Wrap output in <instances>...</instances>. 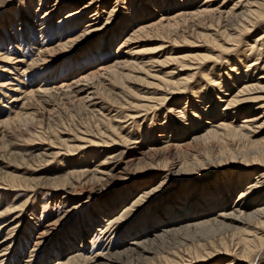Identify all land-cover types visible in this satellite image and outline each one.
I'll return each mask as SVG.
<instances>
[{
	"label": "bare ground",
	"instance_id": "bare-ground-1",
	"mask_svg": "<svg viewBox=\"0 0 264 264\" xmlns=\"http://www.w3.org/2000/svg\"><path fill=\"white\" fill-rule=\"evenodd\" d=\"M228 1L223 0L225 5L204 12L196 32L189 33L190 28H183V38L194 39H184L188 44L185 54L160 62L151 59L137 62L135 58L128 67L114 60L109 78L104 80L119 84L121 89L117 93L105 88L104 82H87L88 79H76L74 85L67 81L61 84L68 90L59 91L60 96L74 99L84 95L77 99L85 121L93 126L90 134L71 130V137L54 136L57 142L33 134L37 136L35 139H48L59 147L49 152V149L20 150L12 139H7L11 137H7L6 129L0 131V138L7 139L5 149L0 152V188L31 190L39 184L46 185L56 194L54 202L63 208L62 215L42 221L46 206L42 205L37 217L30 214V209L29 214L24 213L26 196L22 195L24 199L14 206L2 204L13 193L3 194V200L0 193V219L12 212L11 217L0 222V264L6 258H10L7 264H264V0H231L230 7ZM149 4L154 10L155 2ZM126 10L129 16L138 13L137 7ZM10 15L15 16V11L11 10ZM131 24L133 18L123 27L127 29ZM67 27L69 32L74 23H68ZM2 29L0 34L8 30L4 26ZM25 32L29 44L36 45L31 33L27 29ZM42 33L38 36L46 37ZM169 38L171 43L176 42V36ZM114 42L115 39L109 43ZM17 45L22 47L23 57L27 50L19 41ZM37 45L41 48L43 40ZM3 55L6 60L11 59L9 54ZM39 60L43 58L37 52L29 65L22 64V73L18 75L22 80L18 84L6 83L9 93H3L6 103L0 102L1 128L42 122V111L38 110L41 105L29 108L26 92L35 96L37 102L49 105L57 95L52 89L57 88L51 87L55 82H51L52 76L48 82H39L35 90L31 89L35 78L30 84L25 83L27 69ZM169 62L173 65L169 70L152 71L154 65ZM64 71L65 68H58L54 79L64 76ZM155 71L162 75L158 77V87L165 92L146 100L153 104L127 102V97L137 93L134 83L151 84L147 78ZM130 81L134 88L128 85ZM166 94L177 96L180 101L176 99L166 107L159 127L151 121L146 131L138 133L137 127L143 124H135L136 117L121 115V120L133 119L126 125L130 131L119 136L121 128L113 123L115 115L110 114L112 103L126 109L154 110L166 101ZM181 100L185 102L180 109L172 107ZM47 120L43 119L44 128L49 127ZM154 129L158 133L152 134L150 140L148 131ZM222 135L236 141L234 150L216 151L208 156L193 148L194 144L210 142ZM85 145L100 149L92 150L80 166L81 159L77 157L63 165L59 174L50 172L30 178L17 171H35L34 168L56 160L59 155H72ZM99 152L102 154L97 158ZM9 168L15 173H8ZM148 174L152 176L144 180L147 178L142 177ZM80 185H90L96 195H92L93 200L91 196L83 203L81 197L73 200L76 193L78 196L83 193ZM111 191L113 196L109 198ZM59 192L62 195L58 198ZM90 202L91 213L88 211L86 217L80 214L78 218L76 212ZM151 206L154 213L146 219ZM67 219L77 221V229L73 227L71 238L58 239L56 248L54 235L58 226L67 225Z\"/></svg>",
	"mask_w": 264,
	"mask_h": 264
},
{
	"label": "rangeland",
	"instance_id": "rangeland-1",
	"mask_svg": "<svg viewBox=\"0 0 264 264\" xmlns=\"http://www.w3.org/2000/svg\"><path fill=\"white\" fill-rule=\"evenodd\" d=\"M31 1L32 2L30 3L29 0H0V33H2L3 26L8 28L7 31L5 30L4 34H0V39H3V41L1 40L0 42V102L6 103L4 100L5 97L3 95L4 92L9 93L7 92L8 85L6 83H9V85L12 83L18 84V82L22 80L18 79V75L20 76V73H22V64L25 63L29 65V62H31L30 60L36 58L37 52L42 56L43 60H39L35 64L30 65V67L27 69L28 75L25 77V83L28 82L27 84H30L31 79L35 78L32 84V86H35L31 88L35 90L40 83L42 84L43 82H48V80H50L52 76L53 80L51 82H55H53L52 84L51 82H49V84L52 85L51 87L57 88L52 89V93H57V95L52 97L56 102H54L55 105H53V100L48 103L49 105H46V103L42 104L37 102L38 100H34L36 99L35 96H31L29 92H26L29 95L27 94L25 102L27 103V106L29 108H35V106L37 107L39 104L41 105L42 109L38 110L42 111V116H39L40 118L42 117L43 125H41L42 122L40 123V121H37L33 124H28L26 126L21 125L20 127L15 128H1L2 126L0 125V131L6 129L5 131H7V134H9V136L7 137H11L6 138L9 140L12 139V141L15 142L14 144H17L16 147H19L20 150L40 151L43 149H49V152L55 151L57 150L56 148L59 147L56 144L53 145L52 143H49L47 141L48 139H52L54 140V142H57V138L54 137L56 135H59L62 138H66L71 137V130L87 131L89 132V134L91 133L90 131L93 130V126L89 122L85 121V116L82 111L80 112V105H78V103H80V99L77 98L83 97L84 95L81 94L74 99H68L63 95L60 96L59 91L68 90L67 87L62 88V86H60L61 84H64L67 81L72 82L74 85V80L76 79H88L87 82L102 84L104 82L105 84L103 85L105 86V88L110 89L111 92H116L117 90L121 89V86L119 84H113L109 80H104V78L106 77L109 78L108 73L111 71L110 67L113 66L112 63L114 60L117 59L116 61H119L121 64H124V66L128 67V65L133 64V60L135 58L137 62H146L150 59L160 62L162 60H166V58L171 59L174 56H181L185 54L187 52L186 50L188 48V44L185 43L184 39L186 38L189 41H193L194 39L187 37L183 38V28L185 27L186 30L190 28L188 29L189 33L190 31L191 33H193V30L196 32L198 30L197 26L201 25L202 20L204 19L203 13L224 4L223 0ZM230 1L231 0L227 2L229 3V7ZM154 2L156 6L153 7L154 10H152V5L149 3ZM136 7L138 9V13H140L133 14L134 16L131 14L129 16V11L126 9H135ZM11 10L15 11V16L10 15ZM132 18L133 24H131V26H128L127 29L126 27H123L127 26ZM68 23H74V27L70 29L69 32H67ZM26 29L27 32L31 33V35L34 37L36 45H31L27 41V33L25 32ZM39 33L46 35V37H39ZM160 35L164 37L161 39L156 37ZM173 36L177 37L175 43H171L169 40V37L172 38ZM114 39L115 42L113 44L109 43ZM42 40L43 46L39 48L37 42H42ZM18 41L24 46V49L27 50L26 54L23 57L22 55H20V49L22 47H19L17 45ZM3 54H9V56H11V59L6 60L5 58H3ZM130 58L133 59L130 60ZM248 61H252L251 58H249ZM73 63H76L78 65L72 66ZM169 64H171V62L161 66L154 65L152 71H167L173 66ZM120 66L119 68H121ZM206 66H208V64ZM58 68H65V71L63 72L64 76L58 79H54L55 76L53 74L58 70ZM186 72L188 71H185V73ZM152 74L157 75V78L154 79V75L147 78V82L151 84H143L138 86L134 83L137 93H135L136 95L132 93V96L127 97V102H145L153 104L152 101L146 102V100L152 97H158L160 93L165 92L164 89H159L158 87V77L162 75L158 73V71L152 72ZM82 83L83 81L77 84ZM128 85L134 88L131 81ZM71 88H74V86L70 87V89ZM166 98V101L162 105H160V107L159 105H157L155 106L154 110L147 109L146 111H144V107H138L136 110L126 109L123 107H118L116 104L112 103L113 107L111 108L112 111H110V114H113V116L115 115V121L113 123L117 124L118 127L121 128L119 129V131H122V133L120 132L119 136H122L127 131H130V129H128L126 125L130 122V120L133 119L122 118L123 120H121V115H130L132 117H136L134 118V120L136 121L135 124H143L141 128L137 127L138 133L146 131V129H148V123L151 121L155 122L156 127H159L158 125L163 120L162 118L164 117L165 113H167L166 107L169 106L170 103L173 104L176 99L177 102L180 101L178 100L177 96H171V94H166ZM36 102L38 104H36ZM184 102V100H181L179 104H174V106L172 107L175 109H180L184 105ZM101 106V104H97V107L101 108ZM10 112L12 113L13 111L11 110ZM1 113L2 112L0 111V115ZM11 113L8 115H11ZM184 114L185 111H183V115ZM188 118L190 119V117ZM43 119L44 121L48 119L46 121V123H48L49 125L48 128H44ZM186 119H184L183 122ZM61 130L62 133H60ZM4 132L3 134L6 135ZM135 132L136 131H134V133ZM156 132L158 133L157 129L148 131V137L150 140L152 139V134L154 136ZM33 134L40 135L48 139H46L45 141H41L40 139H35V137L37 136ZM141 134L143 135V133ZM6 140H2L0 138V152L5 149L7 143ZM71 143L81 144L82 142L72 141ZM235 143L236 141L231 136L222 135L210 142L194 144L193 148L197 149L203 155L211 156L216 151L224 153L228 150H234ZM49 146L51 147L49 148ZM85 146L79 151L75 150L73 153H70L72 155L65 157L64 155H59L58 157H56V160H51L46 165H41L37 168H34L35 171L29 172L28 169L17 171L30 178H36L37 176L41 177L42 175H44V173L52 174L50 172H56V174H59L58 171L63 168V165L71 162V160H74L78 157L79 159H81V161L78 163V165L80 166L82 165V162H84V160H88V155H91L92 150L95 149V151L98 152V149H100L88 145L86 147ZM27 148H30V150H28ZM60 151V154L63 153L62 150ZM101 154L102 152H99L96 157H101ZM164 158H166L168 161L170 160L168 156H165ZM7 172L12 174L15 173L11 168H9ZM151 173L158 174L159 171H153ZM150 176L152 175L148 174L147 176L142 178H147L144 180H149ZM80 186L84 188L83 193H81L82 195L79 196L77 195L79 193H76V197L73 200L81 197L82 199L80 200L83 203V201H87L86 198L88 196H91L92 198H90V200H93V197L96 195H94V192L91 189L90 185H87L89 187L82 185ZM1 187H3V189L0 188L2 200L4 198L3 194H5L6 192L10 194L13 193V196L9 197V199L7 198L5 202L3 201L4 203L2 204L12 203L15 206L18 202L24 199L22 198V195H24L28 199L27 205L24 207V213L29 214V212H31L30 214L33 213V215L40 217L41 207L46 206V208L43 209L44 215L42 216V221H45L46 218H50L51 216V218H53L54 216L58 217L62 215L63 208L59 206L58 202H54V197L56 194L50 187L46 185L43 186L42 184H39L38 187H35L31 190H28L27 188H22L20 190L12 188L13 190H8L4 189L8 187ZM79 187L75 189L79 190ZM111 194L112 191L109 194V198L113 196ZM58 195L59 198L62 193L59 192ZM197 195L198 194L195 192V197ZM166 200L167 199H165V202H167ZM91 203L92 202L86 203V205L83 206L82 209L76 212L77 217L80 216L78 218H81V215L83 214L84 217H86V213L88 211L89 213H91L92 206H88ZM33 210L35 211L32 212ZM148 211L149 213H147L146 219L150 218V216L154 213V206H151ZM47 213H49V215H46ZM11 214L12 212L9 213V215H4L0 219V222L6 221L5 217H11ZM75 216L73 215V218ZM66 223L67 225L62 224L58 226L57 231L54 235L56 241V245L54 246H56V248L59 244L58 239L63 238L64 236H68L66 238H71L72 229H77V221L74 223L73 220L70 221V219H67ZM97 225H94L93 229H96ZM100 227L101 225L98 226V229H100ZM127 228H131V226H128ZM74 233H76V230L74 231ZM117 239L118 236L116 237V240L114 242H116ZM218 259L219 258H216L215 260ZM8 260H10V258H6V260H4V264H7Z\"/></svg>",
	"mask_w": 264,
	"mask_h": 264
}]
</instances>
